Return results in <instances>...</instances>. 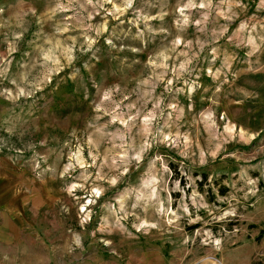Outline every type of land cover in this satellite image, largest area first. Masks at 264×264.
<instances>
[{"label": "rangeland", "instance_id": "374dc122", "mask_svg": "<svg viewBox=\"0 0 264 264\" xmlns=\"http://www.w3.org/2000/svg\"><path fill=\"white\" fill-rule=\"evenodd\" d=\"M0 185V264H264V0H0Z\"/></svg>", "mask_w": 264, "mask_h": 264}, {"label": "crops", "instance_id": "0c3cea01", "mask_svg": "<svg viewBox=\"0 0 264 264\" xmlns=\"http://www.w3.org/2000/svg\"><path fill=\"white\" fill-rule=\"evenodd\" d=\"M0 193L3 194V198H5V200H9V198H12V195L10 194V191H7V189H4L1 185H0ZM6 197H9L8 199H6ZM7 205V204H6ZM9 229V228H7ZM7 233L5 228H2L0 230V237H6L4 236ZM248 256H243L244 259H246ZM247 262V260L245 261ZM227 264V262H225Z\"/></svg>", "mask_w": 264, "mask_h": 264}, {"label": "trees", "instance_id": "16d2710c", "mask_svg": "<svg viewBox=\"0 0 264 264\" xmlns=\"http://www.w3.org/2000/svg\"><path fill=\"white\" fill-rule=\"evenodd\" d=\"M205 177H206L205 174L202 173L201 174V179L198 181V183L200 184L201 181H205ZM223 191H224V187H222L220 189V193H223Z\"/></svg>", "mask_w": 264, "mask_h": 264}]
</instances>
